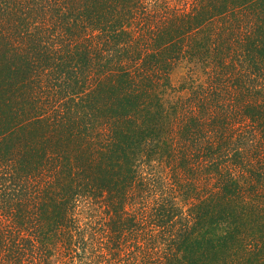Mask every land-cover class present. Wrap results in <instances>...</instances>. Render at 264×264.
<instances>
[{"label": "trees", "instance_id": "16d2710c", "mask_svg": "<svg viewBox=\"0 0 264 264\" xmlns=\"http://www.w3.org/2000/svg\"><path fill=\"white\" fill-rule=\"evenodd\" d=\"M0 264H264V0H0Z\"/></svg>", "mask_w": 264, "mask_h": 264}, {"label": "rangeland", "instance_id": "374dc122", "mask_svg": "<svg viewBox=\"0 0 264 264\" xmlns=\"http://www.w3.org/2000/svg\"><path fill=\"white\" fill-rule=\"evenodd\" d=\"M189 69H190V65L187 63H184L175 69L171 79L174 87L176 88L180 87V85L185 81Z\"/></svg>", "mask_w": 264, "mask_h": 264}]
</instances>
